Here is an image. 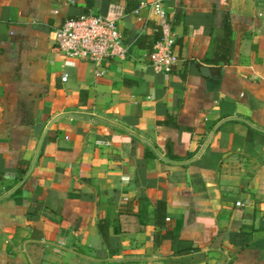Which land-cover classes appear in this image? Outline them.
Here are the masks:
<instances>
[{"label":"crops","instance_id":"obj_1","mask_svg":"<svg viewBox=\"0 0 264 264\" xmlns=\"http://www.w3.org/2000/svg\"><path fill=\"white\" fill-rule=\"evenodd\" d=\"M152 1L0 0V264H264V0H161L170 71ZM89 13L99 76L54 43Z\"/></svg>","mask_w":264,"mask_h":264},{"label":"built area","instance_id":"obj_2","mask_svg":"<svg viewBox=\"0 0 264 264\" xmlns=\"http://www.w3.org/2000/svg\"><path fill=\"white\" fill-rule=\"evenodd\" d=\"M146 5L141 2V6ZM150 9L158 17L162 36L154 44L151 62L170 71L177 60L173 52V39L168 31L166 12L161 0L150 2ZM137 11V9L135 10ZM54 43L68 57L88 61L95 66V74L103 75L111 60H122L127 56L129 46L123 42L122 34L115 20L98 14H82L64 20L55 29ZM66 75L62 76V80Z\"/></svg>","mask_w":264,"mask_h":264},{"label":"trees","instance_id":"obj_3","mask_svg":"<svg viewBox=\"0 0 264 264\" xmlns=\"http://www.w3.org/2000/svg\"><path fill=\"white\" fill-rule=\"evenodd\" d=\"M149 24L152 26V29H153V38H152V41H150V44H148L147 45V47H148V49L150 50V52H152V50H153V46H154V44L161 38V36H162V31H161V28H160V26L158 25V24H156V23H150L149 22ZM227 31L228 30H225V34H224V36L225 37H228V34H227ZM146 36H143L142 38H140V40H139V45H143L142 43V41H143V39L145 38ZM223 41H225V38H223ZM146 45V44H145ZM228 61V60H227Z\"/></svg>","mask_w":264,"mask_h":264}]
</instances>
